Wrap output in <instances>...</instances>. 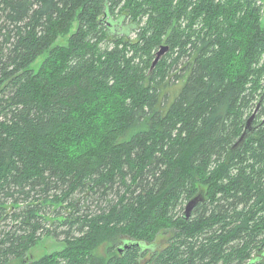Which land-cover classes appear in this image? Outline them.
Wrapping results in <instances>:
<instances>
[{
  "label": "trees",
  "instance_id": "obj_1",
  "mask_svg": "<svg viewBox=\"0 0 264 264\" xmlns=\"http://www.w3.org/2000/svg\"><path fill=\"white\" fill-rule=\"evenodd\" d=\"M0 37V264H264L260 0H0Z\"/></svg>",
  "mask_w": 264,
  "mask_h": 264
},
{
  "label": "rangeland",
  "instance_id": "obj_2",
  "mask_svg": "<svg viewBox=\"0 0 264 264\" xmlns=\"http://www.w3.org/2000/svg\"><path fill=\"white\" fill-rule=\"evenodd\" d=\"M260 1L264 4V0H260ZM111 29L120 31L121 27H119V26L115 27V23H113V27H111ZM58 43L59 44H65L66 40L65 39H59ZM0 44H3L1 37H0ZM44 58H45V56H41L40 58L37 59V61L33 65L34 70H37L40 67ZM179 86L176 89H179ZM166 91H167L169 99L172 100L174 95L176 94L175 87L173 85L169 86L166 89ZM252 112L253 111H251V113ZM123 190H124V188H122L120 186H116L114 189L108 191L107 194L103 195V196L102 195L100 196L98 194H91L89 192H85V193L81 194L79 196V198L81 200L83 199V200L87 201V204L81 203L79 205L80 211H85L88 209V210H91L92 212H94V210H97L99 208V206L100 207L107 206L109 203L116 200L118 194L122 193ZM38 196L39 195H37L35 192H32L31 197H33L35 199L29 198L28 200H31L33 202V200H36ZM18 201L23 202L24 200L19 199ZM185 205H186V203H183V208L185 207ZM41 207L42 208L40 210L39 215H41L42 217H44L46 219V221H44V224H43L44 228L50 230V232L54 231L57 234H59V232L65 230V228H62V227L58 228L57 227L58 223L54 222L55 220H53V216L56 215L55 214L56 208H54L53 206H51V207L41 206ZM183 208L181 211L182 213H183ZM58 211H59V214H65L66 213L65 209H63V208L58 209ZM182 213H180V214H182ZM5 222L8 225V227H10L11 220L8 219ZM5 226H6L5 223L1 221L0 222V230H2ZM38 233H39L38 235H41V236L43 234V232H41V230H39ZM62 237H63L62 235H58L56 238H52L50 236L42 237L41 241L27 253L26 260H36V259H39L40 257H42L43 255H47V254L61 250L63 248V243L60 242V239H62ZM126 241H128V240H126ZM165 245H166V236L158 237L155 240L153 248L155 250H160ZM106 247H107L106 245H103L97 250L98 256H104L105 255ZM145 247L148 248V246H145ZM254 255H256V253Z\"/></svg>",
  "mask_w": 264,
  "mask_h": 264
},
{
  "label": "water",
  "instance_id": "obj_3",
  "mask_svg": "<svg viewBox=\"0 0 264 264\" xmlns=\"http://www.w3.org/2000/svg\"><path fill=\"white\" fill-rule=\"evenodd\" d=\"M168 51V47L166 46H161L158 51L155 54V58L151 64L150 69L152 70L156 64L159 62V60L163 57V55ZM256 114V111L251 115V117L247 120L244 132L240 138V141L243 140L244 136L250 131V125L252 123V120L254 118ZM199 199L198 198H193L190 201H188V203L185 206V210H184V217L187 219L189 218L192 210L196 207V205L199 203ZM134 242L132 241H124L123 244L121 245V247L118 248V251L121 252V250L123 249H128L129 247L133 246Z\"/></svg>",
  "mask_w": 264,
  "mask_h": 264
}]
</instances>
